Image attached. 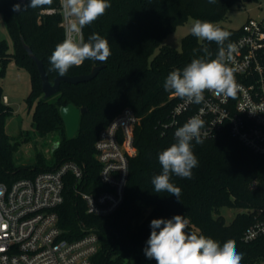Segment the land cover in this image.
I'll return each mask as SVG.
<instances>
[{
	"label": "trees",
	"instance_id": "1",
	"mask_svg": "<svg viewBox=\"0 0 264 264\" xmlns=\"http://www.w3.org/2000/svg\"><path fill=\"white\" fill-rule=\"evenodd\" d=\"M251 0H110L111 7L98 20L83 29V38L98 33L109 41L111 55L106 63L85 60L73 66L66 76L89 74L93 64L106 65L98 76L85 83H62L60 92L44 99L42 80L37 64L28 55L22 38L35 55L43 61L51 83L59 76L51 68L50 56L58 43L65 39L60 14L45 15L42 11L59 9L60 0H53L43 8H27L14 12L18 0H0L3 16L12 41L0 40V182H14L33 178L41 172L52 171L59 165L74 161L86 166V190L104 191L99 179L100 165L95 158V143L99 133L125 108H131L139 124L134 131L137 155L130 159L125 196L120 207L111 215L97 217L87 213V207L75 191L72 175L65 179L64 202L57 208L59 227L63 236L74 240L94 229L99 237V250L93 264H156L146 258L144 248L150 236L153 219H170L174 215L189 220L187 231L203 234L221 245L229 239L236 242L243 253L241 264H264V236L246 243L245 231L264 219V156L252 152L229 132L204 139L203 144L192 142L199 165L192 170V178L175 175L171 182L181 189L180 201L167 192L156 193L152 178L162 173L158 153L175 142V126H171L172 110L179 97L166 92L164 80L169 72L183 69L192 59L203 56L193 49L207 46L215 58V42L201 41L191 33L182 40L181 51L164 45V41L189 18L220 23L238 4ZM30 0H26V5ZM230 41L236 40L240 29H229ZM158 50V53L156 51ZM14 62L30 76V92L26 98L32 113L33 125L41 137L58 135L57 148L46 159L39 152L33 165H20L15 153L27 141L24 133L12 138L6 129L7 119L14 113L3 102L5 95L1 80L6 66ZM73 104L87 107L81 116L79 129L73 138L67 136L60 109ZM223 208L240 210L232 223L221 215Z\"/></svg>",
	"mask_w": 264,
	"mask_h": 264
},
{
	"label": "built area",
	"instance_id": "2",
	"mask_svg": "<svg viewBox=\"0 0 264 264\" xmlns=\"http://www.w3.org/2000/svg\"><path fill=\"white\" fill-rule=\"evenodd\" d=\"M42 14H60L66 35L68 19L62 6ZM232 43L236 48L229 66L238 85L236 97L225 99L206 91L202 104L180 99L172 110L170 125L177 129L199 115L205 121L204 139L227 131L264 156V18L249 19ZM3 102L10 105L7 95ZM139 122L135 112L125 108L99 133L95 158L104 191L86 190V166L74 161L10 186L0 182V264H93L99 250L95 230L86 229L83 237L70 240L59 227L57 208L64 202L65 179L74 177L76 194L84 200L88 214H113L124 200L130 159L137 155L134 131ZM262 236L264 219L251 225L243 240L250 243Z\"/></svg>",
	"mask_w": 264,
	"mask_h": 264
},
{
	"label": "clouds",
	"instance_id": "3",
	"mask_svg": "<svg viewBox=\"0 0 264 264\" xmlns=\"http://www.w3.org/2000/svg\"><path fill=\"white\" fill-rule=\"evenodd\" d=\"M52 3L53 0H30L23 7L20 3L14 4L12 10L22 12ZM208 3L214 4L216 0H208ZM61 6L68 19V28L65 39L55 46L49 58V71H56L63 77L71 67L81 66L86 59L106 63L111 55L109 41L93 32L85 42L83 29L106 13L111 7L110 0H61ZM190 31L199 40L215 42L218 46L216 56L211 58L207 46L193 49L194 54L202 51L204 55L192 59L183 69L169 72L163 83L164 90L192 104H202L206 91L225 99L235 98L238 85L229 65L236 46L226 43L232 33L199 19L193 22ZM204 127L205 121L199 115L193 116L175 130V142L158 153L162 173L151 181L156 193L167 192L180 201L181 189L171 182V176L192 178V170L199 165L192 142L203 144ZM188 224L189 220L182 215L153 219L144 248L146 258L154 259L156 264H241L243 253L237 251L234 240L229 239L221 245L203 234L188 232Z\"/></svg>",
	"mask_w": 264,
	"mask_h": 264
},
{
	"label": "rangeland",
	"instance_id": "4",
	"mask_svg": "<svg viewBox=\"0 0 264 264\" xmlns=\"http://www.w3.org/2000/svg\"><path fill=\"white\" fill-rule=\"evenodd\" d=\"M261 18H264V0H251L245 4L234 6L225 20L214 24L237 30L242 28L249 19ZM195 20L197 19L189 18L186 23L179 25L167 36L164 45L181 51L183 48L182 40L191 33L190 29ZM0 40L7 41L10 46V51L13 52L12 41L1 14ZM157 53L158 50L155 54ZM1 83L5 94L10 98V106L14 110V113L7 119V132L15 140L19 139L21 132L27 138V141L22 143L15 153L17 162L20 165H33L36 162V157L39 152L46 159H50L53 148L59 138L58 135H50L47 138L41 137L33 125V111L30 112L28 110L26 103V98L30 92L29 74L25 70L18 68L14 62H11L6 66L5 77L1 80ZM239 212L241 211L223 208L221 215L224 216L226 223L230 224Z\"/></svg>",
	"mask_w": 264,
	"mask_h": 264
},
{
	"label": "water",
	"instance_id": "5",
	"mask_svg": "<svg viewBox=\"0 0 264 264\" xmlns=\"http://www.w3.org/2000/svg\"><path fill=\"white\" fill-rule=\"evenodd\" d=\"M18 1L22 4L26 2V0H18ZM22 44H23L24 49L27 51L28 55L37 64L38 71L40 73V77L42 80V91H43L44 99H49L55 96L56 94H58L60 92L62 83L78 85L81 83L89 82L95 79L98 76V74L101 72V70H103L106 67V65H97L96 63H94L92 70L89 74L77 75V76H66L65 75L63 77L59 75L54 79V82L51 83L46 73L43 61L40 60L35 55L31 47L25 42L24 38H22ZM87 112H88L87 107L78 108L74 106L73 104H69L67 106L61 107L60 113H61L62 119L66 127L67 136L69 138H73L76 135L79 129L81 116L86 114ZM58 145L59 143H56V145L54 146V149L57 148Z\"/></svg>",
	"mask_w": 264,
	"mask_h": 264
},
{
	"label": "crops",
	"instance_id": "6",
	"mask_svg": "<svg viewBox=\"0 0 264 264\" xmlns=\"http://www.w3.org/2000/svg\"><path fill=\"white\" fill-rule=\"evenodd\" d=\"M6 95V94H5ZM8 96V95H7ZM9 101H10V98H9Z\"/></svg>",
	"mask_w": 264,
	"mask_h": 264
}]
</instances>
